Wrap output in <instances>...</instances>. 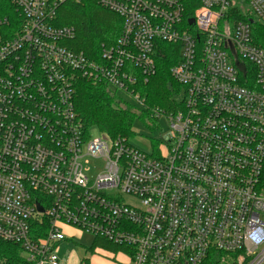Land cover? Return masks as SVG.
I'll return each mask as SVG.
<instances>
[{
  "label": "built area",
  "instance_id": "obj_1",
  "mask_svg": "<svg viewBox=\"0 0 264 264\" xmlns=\"http://www.w3.org/2000/svg\"><path fill=\"white\" fill-rule=\"evenodd\" d=\"M5 1L0 242L12 264H62L65 229L129 264H264V48L252 36L264 0H95L122 20L95 59L73 47V26L58 25L59 8L83 0ZM157 42L174 46L178 89L173 108L150 110L152 149L85 132L77 84L146 110L134 86L154 76ZM89 160L103 163L93 180Z\"/></svg>",
  "mask_w": 264,
  "mask_h": 264
},
{
  "label": "trees",
  "instance_id": "obj_2",
  "mask_svg": "<svg viewBox=\"0 0 264 264\" xmlns=\"http://www.w3.org/2000/svg\"><path fill=\"white\" fill-rule=\"evenodd\" d=\"M195 3L187 8L186 15L192 16ZM11 6L5 0H0V16L10 15ZM58 25H71L74 27L76 37L73 47L79 52H84L87 57L96 58L100 44L110 45L120 34L122 20L115 14L103 9L95 0H83L80 5L66 3L58 11ZM253 42L264 48V27L253 25ZM155 55L156 70L154 76L148 81L142 80L134 86L135 90L143 98L146 110H137L128 103H119L114 95H111L103 85L92 86L88 82L77 84L75 96V110L85 132L94 129L106 138L117 135L132 136L130 131L135 120H149L151 130H154V121L149 113L152 108L169 110L173 108L171 97L178 89L171 78L169 69L177 63V54L173 53L174 46L161 42ZM176 49V46H175ZM95 247H111L104 240L95 239L92 243ZM112 248L119 250L117 247ZM15 251L11 246L0 242V258L6 257L9 263H13ZM85 261V260H84ZM87 261H85V264ZM203 264H217L208 260Z\"/></svg>",
  "mask_w": 264,
  "mask_h": 264
},
{
  "label": "rangeland",
  "instance_id": "obj_3",
  "mask_svg": "<svg viewBox=\"0 0 264 264\" xmlns=\"http://www.w3.org/2000/svg\"><path fill=\"white\" fill-rule=\"evenodd\" d=\"M246 6V4H245ZM121 103V102H119ZM132 103V101H131ZM159 125L164 129L163 122H160ZM156 124H154V127ZM151 123L149 120L145 119L144 121L135 120L134 123L131 126V133L132 136L129 138V143L132 145H136L141 150L150 151L152 149L151 142H156V140L159 139V133L160 130L155 129L151 130ZM90 132H93L95 134V130L91 129ZM88 176L90 179H96L99 172L103 169V163L102 161H95V160H89L88 163ZM127 202L133 200L131 198L125 199ZM75 233H77L75 231ZM73 239L71 241H65L59 244V253L62 257L63 264H79V260L85 264V261H87V264L90 263L91 259L94 257H99V259H106L108 260V264H129V260L126 256L121 254L119 250H116L111 247H95L92 245L93 240L92 237L87 235L78 236L77 234H73ZM99 249V250H97Z\"/></svg>",
  "mask_w": 264,
  "mask_h": 264
},
{
  "label": "crops",
  "instance_id": "obj_4",
  "mask_svg": "<svg viewBox=\"0 0 264 264\" xmlns=\"http://www.w3.org/2000/svg\"><path fill=\"white\" fill-rule=\"evenodd\" d=\"M65 233H67L68 235H73V234H77V233H75V231L74 230H70V229H65ZM78 236L80 237V236H82L81 234H79L78 233ZM73 239V236H72V238H66V240L65 241H71ZM93 240V239H92ZM65 241H63V242H65ZM94 241V240H93ZM62 243V242H61ZM97 248H99V247H97ZM97 250H99V249H97ZM60 254V253H59ZM60 258H61V262H62V264H63V260H62V257L60 256ZM78 261H79V264H83V262L81 261V260H79L78 259ZM86 261V260H85ZM91 262L90 263H88V264H108L109 262H108V260H106V259H104V258H102V259H99V257H94V258H92L91 260H90ZM87 264V263H86ZM117 264V263H116Z\"/></svg>",
  "mask_w": 264,
  "mask_h": 264
},
{
  "label": "water",
  "instance_id": "obj_5",
  "mask_svg": "<svg viewBox=\"0 0 264 264\" xmlns=\"http://www.w3.org/2000/svg\"><path fill=\"white\" fill-rule=\"evenodd\" d=\"M189 23H192V20H189ZM250 23H252V22H250ZM38 208L40 211L42 210L40 207H38Z\"/></svg>",
  "mask_w": 264,
  "mask_h": 264
}]
</instances>
